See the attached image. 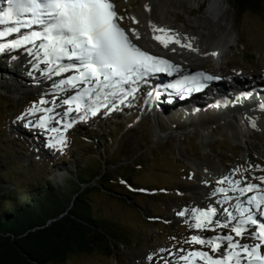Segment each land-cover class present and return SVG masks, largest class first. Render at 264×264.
Instances as JSON below:
<instances>
[{"label":"rangeland","instance_id":"1","mask_svg":"<svg viewBox=\"0 0 264 264\" xmlns=\"http://www.w3.org/2000/svg\"><path fill=\"white\" fill-rule=\"evenodd\" d=\"M213 1H218L222 13L216 21L209 23L206 12ZM114 2L119 16L123 18V26L127 29L130 27L129 30L134 25V17L147 16L149 6L152 7L150 17L154 24L164 25L174 32L179 30L183 36L185 34L187 38L190 37V40L196 37L199 40L206 38L203 43L207 44L206 47L211 52L215 46L224 48L223 60H217V56L213 58L210 51L209 55L198 62L165 57L175 61L180 69H183L182 64L190 70L203 68L212 75L224 78L229 87L235 82L249 84L264 81L262 16L246 12L237 17L231 7V0ZM189 20L197 26L189 24ZM198 27H204L208 31L201 32ZM201 33L205 36H199ZM150 53L162 57L154 51ZM7 64L9 63L5 61V65ZM0 68L5 70L6 66ZM11 69L13 74L19 70ZM23 70L24 68L17 74L20 76L24 73ZM0 76L2 85H8L6 81L11 82L2 72ZM22 78L30 83L33 79L28 74H23ZM19 85L22 86L19 95L15 94L18 89L16 87L0 86V162L13 166L12 169H2L0 178L4 183L8 182L5 188L14 189V184L27 194L32 190V184L49 177L57 189H62L68 197H72L75 190L64 188L62 183L67 180L69 169L73 170L75 164L78 165L77 159L81 161L79 175L83 179L87 173L96 171L100 166H103V174L111 175L105 179L111 178L105 184L107 188L92 190L86 197L97 218L105 221L99 225V229L107 238H111L109 246L113 256L109 257L103 250L95 249L89 254L73 255L64 264H179L180 255L186 254L191 248L197 249L198 246L185 244V240L192 235L217 234L212 231L200 233L190 227L194 223L190 214L181 217L177 213L194 207L204 208L203 201L201 205L199 203L202 196L210 201L221 196L214 188L218 185V181L214 180L218 177L217 171L247 167L255 174V165L259 169H256L255 176L264 174V155L258 154L264 152V134L254 130L250 142L253 148L246 144L247 147L243 146L238 137H233L237 131L233 121L235 112L229 111L224 104L216 108L207 107L206 103L211 98L209 95L199 98L203 101L204 108L187 111L184 110V104L175 107L171 105L174 102H167V105L170 104L169 108L178 107L179 111L168 110L165 116L152 118L141 112L142 107L146 106L148 110H152L149 106L152 104L147 102L151 101L149 99L152 93L145 99L148 94L145 85L137 92L136 99H128L125 104L119 105V110L114 115L100 114L81 121L75 116L70 119L66 115L62 116L66 111L62 104L65 98L57 94L60 99L56 104L43 107H54L56 111L52 115L56 121H61L62 124L72 122L73 125L64 133L67 143L63 150L57 151L47 147L50 133L26 128L27 120L17 119L27 113L33 104L40 106L42 98L51 101L54 96L48 92V88L37 89L39 85L31 84L37 89L35 93L28 91L23 82ZM193 102L195 100L189 101L187 107ZM262 104L264 103L258 102L243 109L241 115L250 116L258 112L257 109ZM106 110L103 111L109 112ZM37 118L38 115L29 117L33 121ZM168 129L179 133L181 141L177 143L172 139H162L163 132ZM90 144L96 145L95 148ZM209 168L216 171H212L214 175H210ZM29 169L32 171H27ZM93 186L102 187L97 181ZM206 189L215 194L206 196ZM181 249H184L183 253ZM203 250L209 249L205 247Z\"/></svg>","mask_w":264,"mask_h":264},{"label":"snow or ice","instance_id":"2","mask_svg":"<svg viewBox=\"0 0 264 264\" xmlns=\"http://www.w3.org/2000/svg\"><path fill=\"white\" fill-rule=\"evenodd\" d=\"M6 3V8H0V41H3L0 42V54L25 50L33 58V67L53 81L54 99L42 98L40 106L33 104L27 113L17 117L18 120H27L26 128L50 133L47 137L49 148L62 151L67 143L64 133L73 126L72 122L62 124L56 121L52 115L56 111L54 107H43L56 104L60 99L57 93H64L67 97L62 100V104L67 105L62 116H71L75 112L77 118L84 121L100 115L101 107L109 111L119 110L116 101L123 105L129 97L135 98L140 85L147 83L154 74L172 75L179 71L169 60L142 49L136 43L140 34L135 29L126 31L121 27L123 18L116 12L113 0H6ZM150 27L153 38L166 49L174 44L199 51L190 42L182 43L178 34H172L171 30L159 28L151 22ZM170 50L175 51V48ZM53 77L60 79L53 80ZM215 79L219 77L197 73L168 87L183 96L182 88L188 93L200 91ZM260 107L264 110V104ZM40 113L43 114L38 115ZM37 115L35 121L29 119ZM252 127H256L255 119ZM218 184L221 186L215 191L224 197L223 201H217L225 213L223 220L214 206L184 209L177 215L190 214L194 221L190 227L200 233L220 230L223 234L192 235L184 243L200 245L201 249L191 248L180 255V261L182 264H264V221L257 218L258 215L264 217V176L243 179L225 176ZM225 184L228 187H224ZM253 192L256 195L248 196V207H245L240 197ZM229 193L239 195L233 197ZM233 199L239 216L224 206ZM205 247L210 251L202 250ZM180 251L183 253L184 249Z\"/></svg>","mask_w":264,"mask_h":264},{"label":"trees","instance_id":"3","mask_svg":"<svg viewBox=\"0 0 264 264\" xmlns=\"http://www.w3.org/2000/svg\"><path fill=\"white\" fill-rule=\"evenodd\" d=\"M231 7L237 17L248 12L264 19V0H231ZM77 162L62 183L75 190L72 197L57 189L49 177L32 184L27 194L14 184V189L5 188L8 182L0 178V264H64L73 255L95 249L113 256L111 238L99 229L105 221L97 218L86 197L92 190L107 188L111 178L105 179L111 175L103 174L100 166L83 179L81 161ZM7 164L0 162V176L2 169H12ZM95 181L102 187H94Z\"/></svg>","mask_w":264,"mask_h":264},{"label":"bare ground","instance_id":"4","mask_svg":"<svg viewBox=\"0 0 264 264\" xmlns=\"http://www.w3.org/2000/svg\"><path fill=\"white\" fill-rule=\"evenodd\" d=\"M151 12H152V7L150 8L149 6H147V16H141L140 18L134 17V20H133L134 25H132V27H131V29H135L140 34V39L138 41H136V43L139 44L140 46L146 48L149 53H150V51L151 52L154 51L156 53H159L162 56V58H164V59H166L165 57L173 56L176 60H183V61L188 60V62L189 61L198 62L201 58H204L206 55H209V53L211 52L209 50L210 48L208 49L206 47L207 44L203 43V41L206 38L199 40V37L193 38V36H192L193 40L192 39L190 40V39H188L190 37L187 38V36L185 34L183 36V34L179 33L178 29H177L178 31L175 30L176 32H174L172 29H168L164 25L155 24L159 28L171 30L172 34H178L177 38H180L182 43L186 44V43L190 42L193 45V47L198 48L199 51L194 52V51L189 50L186 47H181L180 45H174V44H170L169 48H167V49L164 48L157 40H155L153 38L154 33H153L152 28L150 27V22H151V24H154L153 19L150 17ZM206 13H207L206 19H208L209 23H212L213 22L212 20L216 21V19L219 18L221 13H222V8H220V4H218V1H213L211 3V5L209 6ZM188 22L191 25L195 24V22H193L191 20H189ZM198 29L201 30V32H204V31L207 32L208 31L204 27H201V28L198 27ZM155 35H159V33H155ZM201 35H202V33L199 34V36H201ZM204 36L205 35H202L201 37H204ZM172 48H175V51H171L170 49H172ZM211 53H217V55H212L213 58H215V56H217V60H223V57L225 54L224 48H221L219 46H215L213 52H211ZM13 56L16 57L15 60L12 59ZM3 60L8 61L9 64L5 65V61H4V66H6V68H5V70H2L0 68V72H2V74H4L5 76H8L9 80L11 81V82L6 81L7 82L6 84L10 83L11 84L10 86L14 85V87L18 88L15 91L16 95H19L21 93L20 88L22 86L19 85V83H21V82H23V86L26 89H29L28 91H31V93L37 92V89H39V88L40 89H47L48 88V92H51V93L55 92V89L53 87V81L46 79V77L44 75H42L41 72H39L38 70H36V68L33 67V63H34L33 58L30 57L25 50L21 49L18 52L0 54V61L2 62ZM9 65L10 66L13 65V67H11V68H13V69L19 68V70L13 74L12 69L7 68V67H10ZM173 65H176L178 67V69H180L179 65H177L175 63H173ZM40 67L43 68L44 65H40ZM22 68H24V70H23L24 73H22L19 76V74H17V72L21 71ZM180 70H182V69H180ZM29 73H31L32 78H33L31 83H30V81H24L22 78L23 74L29 75ZM177 73H179V71H174L171 76L175 77ZM166 75H168V74L166 73L165 76ZM0 77H2V76H0ZM162 77H163V75L161 74L160 77L158 78V81L156 82V84L152 85V90H154V91L152 92V96L150 95L151 97L149 100H151V101L149 102L146 100L148 103L152 104V105H149L152 110H148L147 106H146V108L142 107L143 111H141V109H140L141 112L145 113L144 115L148 114L152 118H157L159 115L165 116L166 114H168V112H169L168 110H173V111L176 110V112L179 111L178 107L177 108H169L170 104L167 105V101L163 97L164 95H162L160 93L161 88H163V90H165V88L163 87L162 79H161ZM3 78L6 79L7 77H3ZM59 79H60V77H53V80H59ZM240 79H242V78H240ZM2 80H4V79H2ZM15 84H16V86H15ZM31 84L39 85V87L37 89H35V88H33V85H31ZM209 84L211 85V87H213L215 89V91L213 92L210 100L208 101L209 103H206L207 107L210 106L212 108H216L219 105L224 104L225 106L228 107L229 111L235 112L233 114V115H235V118L233 121L235 122L237 131H236V134H233V137L234 138L238 137L241 141V144H243V146L247 145L248 147L253 148L251 146L250 142H251V138H252L251 136L254 134L253 133L254 130L261 131L264 134V112L258 111L256 113H252L250 116L249 115L242 116L241 113H242L243 109L245 110L249 107H252V106L258 104V102L264 103V81L260 80L258 82L255 81V82L249 83V84L243 83V82H239V83L235 82V84L232 87H229V85H222L221 83L218 82V79H215L211 82H208V85ZM0 86L10 88L8 85H2V83H0ZM3 87H2V89H3ZM50 87H53V89H51ZM152 90H150V91H152ZM181 91H185V90L182 88ZM185 92H187V91H185ZM57 94H61V95L65 96L64 93H57ZM194 100H195V102L191 103V105L189 107H187V104H189L188 101H187V103H184V105H186L184 110L196 111V109H199L201 107H203V108L205 107V105L203 104V101L199 100V98H196ZM117 103H119V100L116 101V104ZM181 105H183V104H181ZM176 106H178V105H175V107ZM165 107L167 109H165ZM184 110H182V111H184ZM72 116H73V114H71V116H68V118H71ZM253 119H255V122H256L255 128L252 127V120ZM169 129H168V131L163 132L162 139H172V140H175L177 143L180 142L182 139L181 135L179 133H177L176 131H171ZM258 154L264 155V152L262 151V152H259ZM253 169L255 171V174H252V172L247 167H243L242 169H234L233 171L226 170L224 168L223 171H217L218 177L214 178V180L219 181L220 179H222L225 176H229V177H232L234 179H243L244 177L251 178L252 176L256 175V173H257L256 169L259 170L258 168H256L255 165H253ZM209 170H210V172H209ZM209 170H206V172L207 173L209 172L210 175H214L212 171L216 172L213 168H209ZM260 173H261V171H260ZM259 176H263L262 173ZM250 182L257 183V181H251V180H250ZM258 183H259V181H258ZM220 186L221 185H218L217 187H215V190ZM223 186L228 187L227 184H225ZM206 191H207V189L205 190L206 196L214 193V192H211L210 190H208L207 193H209V194H207ZM229 195L236 197L239 194L238 193H229ZM252 195H256V193L255 192L248 193L245 196L240 197V198L247 199L248 196H252ZM216 199L213 201H210L209 199H206V197L202 196L199 203L201 205V202L203 201L202 207H204V208L213 207V206L219 208L218 205L215 206L214 204H217V201H221L222 199H224L223 195L221 194V196L217 200ZM205 200H208V201H205ZM240 201H241V199H240ZM235 203H236V201H235V199H233L232 203H230L231 204L230 208L235 209ZM241 203H242V201H241ZM217 232H218V234H223L222 232H220V230H217ZM223 232H225V230H223ZM181 264H182V262H181Z\"/></svg>","mask_w":264,"mask_h":264}]
</instances>
